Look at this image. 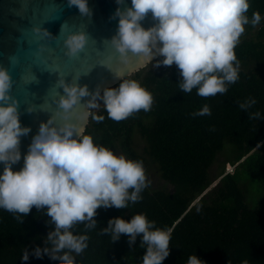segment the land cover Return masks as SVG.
Instances as JSON below:
<instances>
[{
	"label": "clouds",
	"instance_id": "clouds-1",
	"mask_svg": "<svg viewBox=\"0 0 264 264\" xmlns=\"http://www.w3.org/2000/svg\"><path fill=\"white\" fill-rule=\"evenodd\" d=\"M117 3L122 4L123 0ZM68 5L76 6L81 15H91L88 0H68ZM249 9L250 0H131V7L116 10L118 31L109 42L124 63L135 59L144 64L157 56L164 57L155 67L175 64L183 77L178 83L180 91L191 93L197 89L198 96L213 97L225 94L228 85L240 78L241 65L235 49L245 26H257L262 20L258 11L249 18ZM149 12L158 22L146 29L141 21ZM66 25H62L61 33ZM33 34L51 37L39 27L33 29ZM89 39L83 30L67 32L63 40L65 56L78 57ZM43 47L39 44L38 50ZM80 77L71 82L59 78V88L64 94L54 101L57 111L40 124L24 156V167L13 171L12 165L21 159V137L31 132V128L21 126L20 102L11 94L14 83L11 73L0 66V162L5 164L0 175V209L14 214L22 224L33 206L46 208L45 215L51 218L55 229L45 239L48 247H37L34 255L41 258L47 254L60 264H77L76 257L87 246L86 237L73 234L76 224L96 228L98 222L94 217L98 208L135 205L150 185L143 160L129 159L97 144L91 134H85V127L90 118L97 123L105 119L92 111L101 104L108 118L116 122L140 110L149 111L154 103L152 93L135 79H125L116 88L98 86L92 92L87 84L77 83ZM85 97L90 99L82 103ZM81 104L82 110L74 111ZM256 104L253 97L239 102L240 109L248 112L249 120L264 118L260 111H248ZM192 115L210 116L211 108L205 104ZM57 116L61 123H57ZM100 234L108 235L112 243L122 234L128 235L130 245L142 234L140 247L146 248L142 264H163L170 255L172 229L157 227L146 213H137L130 222L122 217L113 218ZM22 259H29L26 249ZM187 264L206 262L192 254ZM242 264L250 261L244 260Z\"/></svg>",
	"mask_w": 264,
	"mask_h": 264
},
{
	"label": "trees",
	"instance_id": "trees-1",
	"mask_svg": "<svg viewBox=\"0 0 264 264\" xmlns=\"http://www.w3.org/2000/svg\"><path fill=\"white\" fill-rule=\"evenodd\" d=\"M257 11L262 16L260 24L246 25L258 27L256 35L242 39L235 49L240 78L228 85L225 94L205 98L197 95V89L183 93L178 86L183 79L180 69L175 64L161 65L147 70L139 82L154 97L149 111L140 110L116 122L102 107L94 112L105 117L102 122L89 119L85 134L102 146L120 144L129 159L143 160L144 166L148 155L173 192L147 187L135 205L98 208L96 228L76 224L73 234L86 237L87 245L76 257L77 264H142L146 253L140 247L142 234L131 245L128 235L112 243L108 235L100 234L109 220L122 217L130 222L137 213H146L157 227L172 229L170 255L163 264H187L192 254L206 264H242L244 260L264 264V196L248 207L238 186L244 177L249 181L264 178V118L249 120L248 112L239 107V102L253 97L257 104L248 111L264 116V0H250L249 18ZM205 104L211 115L193 117ZM137 133L145 140L143 153L135 147ZM226 143L234 148L232 165L236 167L232 174L224 175L222 170L212 179L210 170ZM46 210L33 206L19 224L14 214L0 209V264H60L47 254L34 255L37 247H48L49 233L43 230L55 229L50 217L44 220ZM25 249L27 261L22 259Z\"/></svg>",
	"mask_w": 264,
	"mask_h": 264
},
{
	"label": "water",
	"instance_id": "water-1",
	"mask_svg": "<svg viewBox=\"0 0 264 264\" xmlns=\"http://www.w3.org/2000/svg\"><path fill=\"white\" fill-rule=\"evenodd\" d=\"M88 5L91 15L84 16L76 6L69 7L68 0H0V66L11 73L14 82L11 94L20 102L21 126L31 128V132L21 137V159L12 165L13 171L24 167V156L40 124L57 111L54 101L64 94L59 88V78L71 82L81 76L77 83L87 84L94 92L98 86L115 87L151 63L140 64L135 59L124 63L109 42L118 31L116 10L131 7V0H123L122 4L117 0H88ZM157 22L151 12L141 21L146 29ZM64 24L67 25L61 33ZM35 27L46 29L51 37L34 35ZM81 30L90 37L88 45L78 57L70 59L64 54L65 34ZM39 44L45 47L38 50ZM88 99L83 98L82 103ZM30 107L34 108L32 112L28 111ZM82 108V104L77 105L74 111ZM61 122L57 116V123ZM4 168L5 164L0 162V175Z\"/></svg>",
	"mask_w": 264,
	"mask_h": 264
},
{
	"label": "rangeland",
	"instance_id": "rangeland-1",
	"mask_svg": "<svg viewBox=\"0 0 264 264\" xmlns=\"http://www.w3.org/2000/svg\"><path fill=\"white\" fill-rule=\"evenodd\" d=\"M258 27H249L245 26V32L242 34L240 41L244 38H253L254 35H256ZM164 57H159L154 59L151 63L147 65L146 68L139 71V73L134 76H131L127 79H135L138 82H140L145 75V72L147 70L156 69L155 64L157 61L163 60ZM116 85L113 88L118 87ZM102 103V102H101ZM102 107H104L102 104L99 106V108L92 110L93 112H98ZM135 147L136 149L143 153L144 152V146H145V140L140 136L139 133L135 135ZM111 150H113L117 154H123L126 155L128 158L129 156L124 151V149L120 146V144H115L110 147ZM224 151L220 153L219 158L215 164L214 167L210 170L211 178L217 179L216 177L220 174H222V170H224V175L226 174H232L234 171V168L236 166L232 165V159L234 154V148L230 143H226ZM146 156V154H145ZM147 164L145 166L146 169V175L148 181H150L149 190H158L162 189L163 191L167 192H173V188L171 185H168L167 183H164L162 179L159 177L158 171L156 169V164L149 158V156H146ZM230 163L231 166H229ZM226 167V168H225ZM217 183V182H216ZM238 186L242 190L244 196H245V203L248 205V207H253L255 204L259 201L260 198L264 196V178L260 177L256 179L255 181H249L245 177L241 178L238 181Z\"/></svg>",
	"mask_w": 264,
	"mask_h": 264
}]
</instances>
